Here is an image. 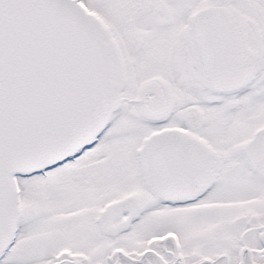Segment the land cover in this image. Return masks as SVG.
<instances>
[{
    "label": "snow or ice",
    "instance_id": "6c2138e0",
    "mask_svg": "<svg viewBox=\"0 0 264 264\" xmlns=\"http://www.w3.org/2000/svg\"><path fill=\"white\" fill-rule=\"evenodd\" d=\"M0 264H264V0H0Z\"/></svg>",
    "mask_w": 264,
    "mask_h": 264
}]
</instances>
